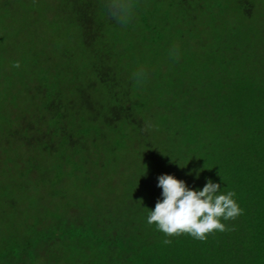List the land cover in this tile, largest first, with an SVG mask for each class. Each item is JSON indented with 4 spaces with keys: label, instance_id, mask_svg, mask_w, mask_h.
I'll return each mask as SVG.
<instances>
[{
    "label": "trees",
    "instance_id": "16d2710c",
    "mask_svg": "<svg viewBox=\"0 0 264 264\" xmlns=\"http://www.w3.org/2000/svg\"><path fill=\"white\" fill-rule=\"evenodd\" d=\"M53 3L58 59L24 53V102L0 130V168L19 187L0 186V207L6 189L35 219L3 226L0 264H264V0H144L133 32L97 18L96 0ZM176 41L185 54L166 68ZM137 61L153 68L144 89L128 82ZM148 120L159 131L146 135ZM165 173L220 182L243 214L204 241L166 238L145 220Z\"/></svg>",
    "mask_w": 264,
    "mask_h": 264
},
{
    "label": "clouds",
    "instance_id": "9594fccd",
    "mask_svg": "<svg viewBox=\"0 0 264 264\" xmlns=\"http://www.w3.org/2000/svg\"><path fill=\"white\" fill-rule=\"evenodd\" d=\"M146 10L144 0H96L95 15L116 30L133 32L140 26L141 17ZM185 51L181 42L171 43L166 50L169 66L178 64ZM21 66L19 60L12 61L10 65L16 70L21 69ZM152 74L153 68L148 63L137 61L128 69V82L136 89H144L150 83ZM144 129L145 134L150 135L159 131V123L148 120ZM186 165L180 164L181 167ZM204 168L192 169L187 174L199 180ZM222 179L225 181L223 177ZM156 186L161 189L160 197L154 208L149 209L145 220L166 238L187 234L195 240L204 241L210 235L227 231L226 222L236 220L244 212L237 193L225 191L226 188L222 189L220 182L211 178H205L202 188H193L185 180L165 173L157 177ZM163 242L167 244L170 241L165 239Z\"/></svg>",
    "mask_w": 264,
    "mask_h": 264
},
{
    "label": "rangeland",
    "instance_id": "374dc122",
    "mask_svg": "<svg viewBox=\"0 0 264 264\" xmlns=\"http://www.w3.org/2000/svg\"><path fill=\"white\" fill-rule=\"evenodd\" d=\"M5 0H0V130L4 129L6 124L3 118L11 116L15 110H17L19 104H23L25 94L19 96L17 93L22 88V81L24 78H21V73L25 72L30 76L31 73L25 71L26 63L23 59L24 53L32 50L31 55H35L33 51L38 50L42 53L38 55L41 62L46 61L48 57L51 58V61H47L48 64L58 59L57 53L49 47V42L54 41L56 45V36L58 31L67 30L65 26L59 27L61 24L57 23V11L54 10L55 3L57 0H31L29 2H24L23 0H10L11 12L6 13V6L3 5ZM36 3L32 6V3ZM2 5V7H1ZM52 7V8H51ZM58 27V28H57ZM58 30L54 32V29ZM52 41H51V40ZM204 40V39H203ZM74 48L78 47L77 39L71 37V42ZM203 57L206 58V54L202 53ZM14 60H19L21 62V69H12L10 67L11 62ZM212 58L208 57L207 62H211ZM166 68L170 67L167 59L162 63ZM28 77H26L27 79ZM218 79V77H217ZM220 79H218V82ZM170 94L168 95V97ZM4 159V158H3ZM5 163L3 160L2 167L0 168V186L5 184V187L11 185V189L19 188L18 185H15V182L12 183V178L9 173L5 174L3 172ZM3 169V170H2ZM66 179L71 181V175H65ZM123 190L119 189V194ZM6 189L2 190V202L3 205L0 207V230L7 227V224L13 214H15L16 222L15 225L18 226L19 222L24 224L26 227L34 225L35 219L32 218L34 210L30 207L27 208V202L24 200H17V205L15 208L10 206L13 201L10 195L5 194ZM118 191V190H117ZM105 193V192H104ZM108 194V192H106ZM18 194V192H17ZM71 208L67 213L71 214ZM8 220V221H6ZM120 226V223H117ZM118 229L114 227L112 231L113 235L121 234ZM31 228V227H30ZM1 241V240H0ZM60 243V242H59ZM62 247V246H61ZM58 250L61 251L60 248ZM67 250V248H65ZM62 252V251H61ZM71 251H69V256ZM89 258L92 255V252H87ZM46 255L44 252L40 255V260L44 261ZM2 258L0 257V262ZM3 264V263H2ZM6 264V263H4ZM41 264V263H39ZM60 264H68L66 259H61Z\"/></svg>",
    "mask_w": 264,
    "mask_h": 264
}]
</instances>
